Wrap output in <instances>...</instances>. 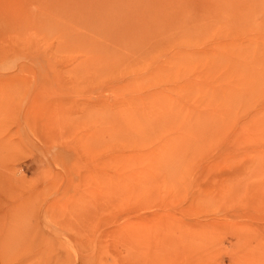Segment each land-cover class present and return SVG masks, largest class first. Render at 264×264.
<instances>
[{"label": "rangeland", "instance_id": "rangeland-1", "mask_svg": "<svg viewBox=\"0 0 264 264\" xmlns=\"http://www.w3.org/2000/svg\"><path fill=\"white\" fill-rule=\"evenodd\" d=\"M0 264H264V0H0Z\"/></svg>", "mask_w": 264, "mask_h": 264}]
</instances>
